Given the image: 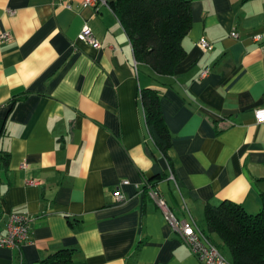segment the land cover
I'll return each mask as SVG.
<instances>
[{
  "label": "crops",
  "instance_id": "1",
  "mask_svg": "<svg viewBox=\"0 0 264 264\" xmlns=\"http://www.w3.org/2000/svg\"><path fill=\"white\" fill-rule=\"evenodd\" d=\"M84 2L0 0L12 35L0 40V238L12 213L31 227L21 248L0 245V264L65 249L86 264H198L149 192L202 229L207 206L262 208L264 0H191L172 75L136 60L108 3ZM85 26L100 47L79 39ZM145 88L160 94L166 153L146 122Z\"/></svg>",
  "mask_w": 264,
  "mask_h": 264
},
{
  "label": "trees",
  "instance_id": "2",
  "mask_svg": "<svg viewBox=\"0 0 264 264\" xmlns=\"http://www.w3.org/2000/svg\"><path fill=\"white\" fill-rule=\"evenodd\" d=\"M133 44L136 60L149 65L157 75H172L186 57L184 37L192 27L191 0H108ZM146 122L156 145L164 153L172 145L163 117L160 94L142 90ZM262 208L249 213L241 204L226 200L207 206L204 232L221 250L231 253L232 264H264V193ZM73 249L60 250L33 264H86L74 260Z\"/></svg>",
  "mask_w": 264,
  "mask_h": 264
},
{
  "label": "built area",
  "instance_id": "3",
  "mask_svg": "<svg viewBox=\"0 0 264 264\" xmlns=\"http://www.w3.org/2000/svg\"><path fill=\"white\" fill-rule=\"evenodd\" d=\"M101 2L107 4V0H85L84 5L95 7ZM232 36H238L237 32H232ZM11 37L10 32L0 29V40L7 41ZM78 37L94 47L101 46L100 41L88 26L83 28ZM198 45L206 51L213 49V44L205 37L199 40ZM256 119L258 122H264V107L256 111ZM149 194L156 200L168 224L181 235L184 242L190 247L198 260V264H229L222 250L210 240L209 236L193 218L191 220L179 218L158 190L151 188ZM115 198L117 201H123L125 195L120 190H116ZM29 221L30 216L27 214L12 213L8 222V232L0 238V245L19 249L28 243L31 228Z\"/></svg>",
  "mask_w": 264,
  "mask_h": 264
},
{
  "label": "rangeland",
  "instance_id": "4",
  "mask_svg": "<svg viewBox=\"0 0 264 264\" xmlns=\"http://www.w3.org/2000/svg\"><path fill=\"white\" fill-rule=\"evenodd\" d=\"M221 250L225 254L227 260L230 262L231 261V253H230V251L227 248H225V247H223Z\"/></svg>",
  "mask_w": 264,
  "mask_h": 264
}]
</instances>
